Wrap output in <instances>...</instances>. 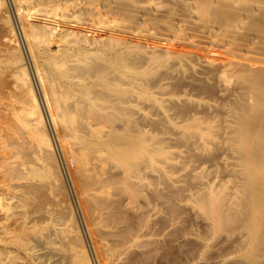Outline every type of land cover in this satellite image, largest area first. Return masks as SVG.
Listing matches in <instances>:
<instances>
[{
  "label": "bare ground",
  "instance_id": "6f19581e",
  "mask_svg": "<svg viewBox=\"0 0 264 264\" xmlns=\"http://www.w3.org/2000/svg\"><path fill=\"white\" fill-rule=\"evenodd\" d=\"M10 3L0 264H264V0Z\"/></svg>",
  "mask_w": 264,
  "mask_h": 264
},
{
  "label": "rangeland",
  "instance_id": "374dc122",
  "mask_svg": "<svg viewBox=\"0 0 264 264\" xmlns=\"http://www.w3.org/2000/svg\"><path fill=\"white\" fill-rule=\"evenodd\" d=\"M5 2H6V4H8V8H9V10H10V12L12 11L11 10V3H10V0H4ZM10 5V6H9ZM20 42V41H19ZM20 45H21V42H20ZM54 46V47H53ZM52 47H53V49H56L57 48V44L56 43H54V44H52ZM52 135H53V133H52ZM54 137V139H55V135L53 136ZM57 156H58V161H59V163H60V166H61V170H62V174H63V177H64V181H65V183H66V186H67V189H68V192H69V196L71 197L70 199H71V202H72V204H73V208H74V210H75V213H76V215H77V218H78V221L80 222V225H81V227H82V231H83V235H84V238H85V241H86V244H87V248H88V251H89V254L92 256V258L94 259L93 261H94V264H96L95 263V257H94V255L92 254L93 253V251H92V245H91V241L89 240V238H88V236H86L87 235V233L85 232V226H84V224H83V220H82V216H81V212H80V208H79V205H78V202H77V198L75 197L76 195H75V193H74V190H72L73 189V187H72V184H71V181H70V178H69V175H68V173L66 172L67 171V169H66V166H65V163H63V160H62V157H61V155L58 153L57 154ZM76 198V199H75ZM84 227V228H83ZM23 260H21L20 259V261L23 263V262H25L26 260L24 259V258H22Z\"/></svg>",
  "mask_w": 264,
  "mask_h": 264
}]
</instances>
